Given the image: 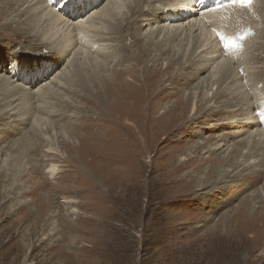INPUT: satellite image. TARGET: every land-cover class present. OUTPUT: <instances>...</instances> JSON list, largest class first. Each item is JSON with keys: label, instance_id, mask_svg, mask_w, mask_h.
Masks as SVG:
<instances>
[{"label": "rangeland", "instance_id": "obj_1", "mask_svg": "<svg viewBox=\"0 0 264 264\" xmlns=\"http://www.w3.org/2000/svg\"><path fill=\"white\" fill-rule=\"evenodd\" d=\"M106 1L99 0L87 14L94 13ZM128 1L124 14L118 15L120 33L111 22L97 17L95 27L90 29L94 41H104L95 56L100 60H76L70 68L71 86L65 83V88L46 97L35 95L17 102L22 111L30 112L25 113L27 121L15 134L6 128L18 124L19 117L15 116L16 121L12 122L14 117L7 118L6 110L0 106V264H264V175L247 186L241 185L239 168L233 181L211 186L215 179L233 171L252 147V153L258 148L250 141L248 147L242 148L243 155L236 154L234 148L241 149L242 143L238 142L249 133L237 134L234 126L222 125L227 119L221 118V113L225 118L230 116L223 112L225 106L240 97L249 105H245V111L257 121L252 129L264 131V0H235L230 3L235 18L196 22L198 31L208 29L205 34L219 46L221 58L230 63L213 89L216 92L218 87L216 97L222 98L211 102L208 99L215 94L213 90L205 98L199 92L200 79L208 76L211 69L199 72V77L196 73L197 78L192 75L198 57L191 47L187 48V40L179 44V37L168 42L162 53L164 33L149 34L160 29L157 25L164 26L161 20L142 29V20L127 26L134 17L145 18L146 10L153 11L152 19L156 15L162 19L167 3L144 0L139 5L145 13L136 10L135 15L136 0ZM152 1L155 10L150 6ZM68 2L44 0L59 13ZM5 4L6 0H0L1 64L5 69L18 70L26 64V71L35 70L42 63L41 56L49 51L38 47L32 51L31 37L18 32L11 35L16 24L22 28L31 23L30 14L16 19L19 23L14 28L7 26L5 22L12 20L15 10H7ZM197 8L206 9L200 4ZM195 28L194 33L198 32ZM139 36L148 37L147 40L153 37V42L147 46ZM74 37L75 46H86L78 32ZM126 46H133L128 54L120 50ZM17 50L19 56L13 57ZM67 62L68 58L61 62V70L68 66ZM127 67L130 71L135 68L140 76L135 91L131 87L122 89L116 82L120 71L128 82L129 77H134L132 72L124 71ZM154 69L160 71L149 80L157 79L154 93L156 99L160 95L162 98H158L151 118L147 105L150 94L139 84ZM4 72L0 68V75L19 85L17 77ZM224 74L226 78L237 75L240 81L230 78L224 82ZM51 75L31 88L45 84ZM27 82L22 81L19 86ZM196 85L200 89L196 90ZM2 92L0 88V99ZM181 95L189 99L190 108L186 119H173L170 112L181 108ZM131 96H138L135 105ZM194 101L197 108L191 111ZM195 112L198 117L194 119ZM108 123H120L123 130L117 132L121 135L111 136ZM222 135H227L222 141L224 147L212 155L206 153L204 146L213 145L224 138ZM210 156L220 161L213 165ZM184 158L195 162L178 168L176 164L184 163ZM50 163L60 168L54 176L48 172ZM229 196L233 198L227 200ZM70 199L75 202L73 205L67 202ZM243 203L247 211L238 210Z\"/></svg>", "mask_w": 264, "mask_h": 264}, {"label": "bare ground", "instance_id": "obj_2", "mask_svg": "<svg viewBox=\"0 0 264 264\" xmlns=\"http://www.w3.org/2000/svg\"><path fill=\"white\" fill-rule=\"evenodd\" d=\"M98 1L99 0H73V1L69 0V2L66 4V6L63 7V9H62L63 11H61L62 13H59V12L54 11L52 8H49L44 3V0H6L5 8H7V10H15V12H14L15 15H14V17L11 18L12 20H7V22H5V24L7 26L11 25L14 28L13 25H15L16 22L19 23V21H16V19L19 20V18L25 17L28 14H30L29 18H30V21L32 23V24L27 23V27H22V28L19 26V24L18 25L16 24V27L13 29L14 31H13V33H11V35H13V36L17 35V32H18V33H20L19 34L20 36H22V34H23V35H25V37H27V36L31 37L32 39L30 41L32 44L30 46V49H32V51L36 47L46 48L49 51V53H47L45 55L43 54L44 56H41L42 57L41 58L42 63L39 66V68H37L35 70L26 71V66H25L26 64L20 65L22 70L13 69V68H10L7 66H6L7 68L5 69L4 65L1 64L2 60H0L1 70L6 71V72H4L5 74H8V75L13 76V77H17L19 79L17 84L20 85V83L22 81L23 82L28 81L27 83H22V86H19V85L13 84L4 75H0V81L2 82V83H0V88L3 91L1 93L2 99H0V106L1 107L3 106V108L6 110L4 113H5V116H7V118L11 119L14 117V119H13L14 121H12V122L16 121L15 116L19 117L18 121L16 122L18 124L11 125V126L7 127L6 129L8 131H12L15 134L17 131H19V129H22L24 127V123H26L25 120L27 121L25 113H27L29 110H25V111L21 110L22 108L20 107V104L19 103L17 104V102L20 99L29 100V99H32V97H35V95H41L42 97L43 96L46 97V95L57 92V90H60L62 87L65 88V83L66 84L68 83L71 86L70 81H72V77L69 76L70 72H71L70 68L72 65H74V62L76 60L82 58V59H85L84 62H86L87 59H89L90 61L99 59V58H96L95 56H97L98 52H100V50L103 48L104 41H103V43L94 41L91 38L93 35H91V36L89 35L92 32L93 28L95 27L96 17L99 20H101V19L105 20V23L107 21H108V23L111 22V25L115 26V29L117 31H119V33H120V29L122 28V26H121L122 24L120 21L121 17H119L118 15L124 14L123 10H124V8L125 9L127 8L126 2L128 3L129 1L128 0H108V1L104 2L102 5H100V7H98V9L96 11H94V13L87 14V11L91 10V8L94 7V5L97 4ZM142 1H144V0H136V3L134 4L135 8L132 5L133 6V13H135L136 10L137 11H143L145 13L143 7H140V5H139V2H142ZM158 1L163 2V3H167V6H168V7L165 6L166 9H165V12L163 14L162 19L159 17L160 15H156V17L154 19H152L153 18V16H152L153 11L146 10L147 15H145L146 16L145 18L144 17L143 18L134 17L133 22L131 20H129V22H127V26L130 27L134 24H137L139 22V20H142V22L139 24L140 25L139 28H141L143 26L144 27L148 26L154 20H161V22L164 23V26H160L161 24L157 25V26H159L160 29L151 30L150 33L149 32H147V33H149L150 35H153V33L155 31L158 34L164 33L163 34L164 41H162V42H165V43L161 44L162 53L167 49L168 42L175 41V39L177 40V38H179V37H180L179 44H181L184 40H187V48L191 47L192 53L197 54L196 58L198 57L196 59V60H198V62L195 63L196 70L193 71L192 75L194 74L196 77V73L198 75L199 72H206L209 69H211V71H209L208 76H204L203 78L200 79L199 84L201 83V85H202L201 89L199 88V85L195 86V89L196 88L200 89L199 92H200V94L203 95V98L209 97L210 93H212V90L215 87V84L218 83V81H219V79H218L219 75L222 73V71L223 72L225 71L224 68L230 63H227L228 60L226 62V60L221 58V55L219 53L220 52L219 46L218 45L216 46L214 41L210 40V37L205 34L206 29L203 30V29L199 28V29H201V30H199L200 32L197 30V25H196L197 23L196 22H200V23L204 24V22H206V20H209L208 22H211L210 21L211 19H214V20L215 19H225L226 17L229 18L230 16L235 18V13H234L235 10L233 11L231 9L232 6L230 5V3H233L235 0H158ZM151 3L152 4L150 6L153 7L152 10L153 9L155 10V6H156L155 3L153 1ZM245 3H247V2L245 1ZM245 3L243 2L242 4H245ZM198 4L204 5L206 7V9H204V10L201 9L202 11L198 10L200 8V7L197 8ZM233 5H235V3ZM245 6H246V4H245ZM238 7H237V9H238ZM21 8H23V9L21 10ZM233 8H234V6H233ZM242 8L245 9L244 7H242ZM3 10H4V8H3ZM129 12H130V10H129ZM195 12H198L200 14L201 19L199 17H197V14ZM116 15L119 18H117ZM135 15H136V13H135ZM238 15H237V17H239ZM138 17H139V15H138ZM102 22L100 21V23H102ZM211 25L214 26L213 24H211ZM104 26H106V25L104 24ZM195 26H196V28H195L196 31H198L196 33H194L195 31H193ZM96 27H97V24H96ZM135 27H136V25H135ZM214 27H217V26L215 25ZM90 29H92V30H90ZM133 31H135V30H133ZM138 31L139 30H137V33H138ZM24 32H26V33H24ZM77 32L81 35L82 41H84V43H85L84 45H86V46H84V47L75 46L74 35ZM209 32H211V31L209 30ZM197 34H198V36L196 39L195 36ZM130 35H132V39H133V37L135 38L134 33L133 34L130 33ZM200 35L202 36L201 39H200ZM205 35H206V39H205ZM98 36H99V34H98ZM139 37L142 41H145L147 46L151 41L153 42V39H152L153 37L149 38V40H147L148 37H141V36H139ZM134 43H137V42L135 41ZM79 45H80V43H79ZM87 45H91L92 48L96 47V49L94 50V53L91 52V51H93L92 48L90 46H87ZM132 47L133 46H131V48ZM200 47H201V49H200ZM21 48H23V47H21ZM131 48L129 46H126V47H121L120 50L122 52L128 54L127 52ZM2 52H3V50H2ZM18 52H19V50H17V52L14 51L13 57L19 56ZM29 53H30V51H29ZM9 55H11V57H12L11 52L9 53ZM6 56H7V54H6ZM114 56H113V58H114ZM67 58L69 59V63L67 62L68 66H66L65 68H63L61 70L60 69L61 62H63ZM115 58H117V57H115ZM139 60H140V58H139ZM115 63H117L116 60H115ZM128 63H129V60H128ZM128 65H126V66H128ZM129 67H127L124 71L125 72L130 71ZM159 71L160 70H158V69L152 70L150 73V76H147V78L144 81H142L141 84H139L140 88L145 87L146 91L150 94V99L147 101V105L149 106L150 110L152 111V112L149 111L151 118L155 114L154 110L157 108V104L159 101L158 98H162V97L160 95V97H158L156 99L157 95H156V93H154V89H155L154 83L155 82L157 83V81H156L157 79L153 81V80H149V77H151V76L153 77L155 74H158ZM130 72H132V74L133 75L135 74V75L132 79H131V77H129V79H128V80H130L129 82L127 81L126 78H124L125 75H123V72H121V71H120V73L118 72L119 74L117 73L120 76L119 77L120 79L118 78V80H116V82L122 87V89H124L125 87L126 88L131 87L135 91L137 89L136 88V85H137L136 82H137V80H139L140 76L137 74L135 68H134V70H131ZM130 72H128V73L130 74ZM50 73L52 75H51L49 80L45 81V84H43V85L40 84L36 88H31L33 85H37L41 79H45V77L50 75ZM200 75H198V77ZM83 76H84V78H86V74ZM237 77H238L237 75L231 74L229 78H226V74H224L223 79H225L224 82H226L230 78H233V80H232L233 82H238V80L240 78L238 79ZM184 80H186V79L184 78ZM28 83H29V85L25 86V84H28ZM85 83H86V81H85ZM217 89H218V87L216 88V92L213 90L215 92V94L213 93L212 99H208V102L213 101V99H215V101H217L220 98H222V96L216 97V94H219V92H217ZM74 91L76 94L75 88H74ZM80 91H81V89H80ZM223 93L225 94V96L228 95L225 92H223ZM59 94L63 95V93H61V92ZM195 94H197V92ZM3 95H4V97H3ZM137 97L138 96H135V97L131 96L130 97L132 100L131 103H133L134 105H135L136 101H138V100H136ZM234 99H235V102L233 103V101H232L231 104H227L225 106V108H227V109H225L226 111H223V112L230 114V116L228 118H225L224 116H222L223 115L222 113L220 115L221 118L227 119V122L223 121L225 123L222 125L228 126V127L234 126V128L237 129V131H236L237 134L249 133L248 137H246L244 139L248 143H245L244 140L239 141L238 142L239 144L242 143L241 149L234 148L235 149L234 151H236V154L238 156L243 155L242 148L248 147L250 144V141H252V145L258 146V148L255 152L252 153V151H253V147H252L246 153L244 160H242L239 163V165L236 168H234L233 171L223 175L220 178V180L215 179L214 183L211 184V186H215L216 184H219V183H223L222 185H226V184H228L227 182L233 181V178L236 176V174H234V172H236L235 170H237L239 168L241 169V171L239 173L238 172H236V173H238V175L241 176V178H242V179H239L241 181V185L244 184L247 186L248 184H251V181H253L254 179H257L259 176L264 175V169L256 168L257 166H260V167L262 166L264 168V131H262L260 129H252V125H254L253 122L257 123V121H255L253 119V118H255V117H253L254 115L250 116L251 113L245 111V109L248 108L249 105L247 106V103L244 102V100H242L240 97H235ZM88 101L90 102V100H88ZM115 102H113V103H115ZM178 103H179L178 105L181 106V108H174L172 111L170 110L171 111L170 113H171L173 119L175 117H177V118H180L181 120H184V119H186V116L188 113L187 110L190 108V101H189V99H185L181 95V96H179ZM192 103L193 104L191 105V111H193L194 109L197 108V102L194 101ZM241 103H243L244 105H241ZM178 105H177V107H178ZM245 105H246V108H245ZM242 109H244V110H242ZM261 111H263V110H261ZM263 113H264V111H263ZM194 114H196L194 116V119H195L198 117V115L196 112ZM53 115H54V113H53ZM262 115H261V118L264 117V115L263 116ZM38 118H42V117H37V119ZM261 118H260V120H261ZM127 121L130 123L128 118H127ZM35 123H36V121H35ZM107 127L110 129L109 132L111 133V136H113V137L116 133H118L117 131L122 132V130H123V127L120 123H116V125L108 123ZM250 128H251V130H249ZM113 131H115V132H113ZM118 134L121 135L120 133H118ZM233 134H235V133H233ZM150 135L151 134H149V137H150ZM225 136H227V135H225ZM225 136H223L224 138H222L218 141H215L214 144L211 146H204V148H207L206 153L209 152L212 155V154H214V152L216 150H220L222 147H224L225 144L222 143V141H226ZM239 144H238V146H239ZM65 145H67V144H65ZM47 149L50 151V153H53L51 147H48ZM198 149H199V147H198ZM57 152H56V154H57ZM173 159H174V157H172L171 160H173ZM182 160L184 161V163L176 164V166L178 168H181L182 166H185L188 163L195 162V160L192 161V159H187V158H184ZM196 160H198V157ZM210 160H211V162H213V165L216 164L218 161H220V159H218L216 156L214 157V159H212L210 156ZM73 163H75V162H73ZM165 165H167V164H165ZM59 169L60 168H58V166L54 163H52L50 166H48V172L52 176L59 173L58 172ZM250 169L253 170L251 173H247V174L243 173V172H246ZM213 172H211V175H210L211 178H213V175H214ZM76 174H77V172H76ZM239 176H238V178H239ZM218 178H219V176H218ZM249 181H250V183H249ZM224 189H226V188H224ZM234 190L237 191L239 189L237 188ZM234 190H232V191H234ZM231 198H233V196H229V198L227 200H229ZM67 202H69L70 205H73L75 203L73 201V199L72 200L70 199ZM263 202H264V199H263ZM244 203H246L248 205L247 200H245ZM244 203H243V205H240V208H238V210L241 209L242 211L243 210L247 211L246 210L247 205ZM12 207H14V206H12ZM70 207H72V206H70ZM263 207H264V205H263ZM72 209L75 210V208H72Z\"/></svg>", "mask_w": 264, "mask_h": 264}, {"label": "snow or ice", "instance_id": "obj_3", "mask_svg": "<svg viewBox=\"0 0 264 264\" xmlns=\"http://www.w3.org/2000/svg\"><path fill=\"white\" fill-rule=\"evenodd\" d=\"M251 2V0H249V3Z\"/></svg>", "mask_w": 264, "mask_h": 264}]
</instances>
